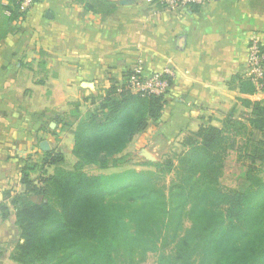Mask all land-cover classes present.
<instances>
[{
	"label": "trees",
	"instance_id": "1",
	"mask_svg": "<svg viewBox=\"0 0 264 264\" xmlns=\"http://www.w3.org/2000/svg\"><path fill=\"white\" fill-rule=\"evenodd\" d=\"M85 1L86 10L103 16L115 9L108 0ZM8 2L9 21L25 16L21 0ZM10 31L7 23L2 35ZM116 84L83 112L80 104H72L70 117L62 119V129L73 135L70 168L64 167L63 154L52 150L20 167L23 191L4 194L14 208L19 237L11 260L140 264L148 253L158 252V264H264V100H251V79L241 81L237 94L252 109L246 123L227 116L220 126L202 124L181 137L178 152L142 162L146 170L88 174L89 166L125 165L124 150L159 119L164 105V95L117 92ZM240 130L247 132L241 147L236 139ZM247 146V186L221 188L228 152ZM168 173L173 177L166 187L162 177ZM0 211L5 217L3 204Z\"/></svg>",
	"mask_w": 264,
	"mask_h": 264
},
{
	"label": "crops",
	"instance_id": "2",
	"mask_svg": "<svg viewBox=\"0 0 264 264\" xmlns=\"http://www.w3.org/2000/svg\"><path fill=\"white\" fill-rule=\"evenodd\" d=\"M8 1L0 0V244L15 227L4 194L23 191V162L51 150L64 163L73 157V135L61 125L72 104L91 108L138 61L146 73L167 69L172 77L159 119L125 150L179 145L202 124L251 116L237 94L249 79V42L264 53V0H205L175 10L158 0H108L115 9L106 16L86 10L85 0H36L16 21L7 18ZM6 22L12 31L2 35ZM251 100H264V90L255 88Z\"/></svg>",
	"mask_w": 264,
	"mask_h": 264
},
{
	"label": "rangeland",
	"instance_id": "3",
	"mask_svg": "<svg viewBox=\"0 0 264 264\" xmlns=\"http://www.w3.org/2000/svg\"><path fill=\"white\" fill-rule=\"evenodd\" d=\"M239 133L236 136L238 146H243L246 142L247 132H244L243 130L238 131ZM68 144V147L70 145V142H66ZM67 147V148H68ZM251 147L247 146L246 148L239 150H231L228 152L226 159H225V167L223 169V172L219 179V184L221 188L223 189H230V190H243L247 186V181L245 180V171H246V165L249 162L248 160V154L250 152ZM180 150L179 145H173L170 146H164V147H156V146H149L148 148H145L143 151L137 152L135 149L133 150H125V155L128 158V162L121 166L120 168H108L105 170H100L96 167L89 166L85 168V172L88 174H111L113 172H120L127 168H135V169H148V167H143L140 164L144 161L149 162H156L159 160H162L164 156L170 155L171 153L178 152ZM146 151L150 154L151 160H148L143 155V152ZM66 158V156H65ZM73 162V157H67V160H65V163L63 164L65 168H70ZM151 168V167H149ZM173 177L172 173L165 174L162 177V184H164L166 187H168L171 179ZM33 200H38L39 197H33L30 196ZM15 226V225H14ZM184 227L189 226V221L187 219L184 220L183 223ZM11 229V228H10ZM18 233L16 231V228L14 227L13 231L8 230V236L6 238V242H3L0 244V261L3 260L6 261V264H18L11 260V253L13 252L14 246L16 241L18 240ZM158 256L159 253H148L145 257V260L140 264H158ZM13 262V263H12Z\"/></svg>",
	"mask_w": 264,
	"mask_h": 264
},
{
	"label": "built area",
	"instance_id": "4",
	"mask_svg": "<svg viewBox=\"0 0 264 264\" xmlns=\"http://www.w3.org/2000/svg\"><path fill=\"white\" fill-rule=\"evenodd\" d=\"M205 0H159L168 10L188 8L191 5L202 4ZM33 5V0H21V10L27 12ZM248 77L254 82L255 88L264 89V53L256 39L249 42L247 48ZM125 79L116 84L117 92L127 90L140 95H165L170 88L172 72L170 70L146 73L143 64L138 61L129 71Z\"/></svg>",
	"mask_w": 264,
	"mask_h": 264
},
{
	"label": "water",
	"instance_id": "5",
	"mask_svg": "<svg viewBox=\"0 0 264 264\" xmlns=\"http://www.w3.org/2000/svg\"><path fill=\"white\" fill-rule=\"evenodd\" d=\"M52 125H53V124H52ZM45 146H46V143H45V142H42L41 147H42V148H45ZM143 155H144L145 158L148 159V160H151V159H152L151 156H150V154H149L148 152H146V151L143 152ZM151 161H153V160H151Z\"/></svg>",
	"mask_w": 264,
	"mask_h": 264
}]
</instances>
